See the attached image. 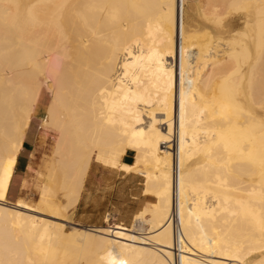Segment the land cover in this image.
<instances>
[{"label": "bare ground", "instance_id": "1", "mask_svg": "<svg viewBox=\"0 0 264 264\" xmlns=\"http://www.w3.org/2000/svg\"><path fill=\"white\" fill-rule=\"evenodd\" d=\"M44 85L48 173L9 203ZM92 163L141 177L129 227L73 224ZM222 261L264 264V0H0V264Z\"/></svg>", "mask_w": 264, "mask_h": 264}, {"label": "rangeland", "instance_id": "2", "mask_svg": "<svg viewBox=\"0 0 264 264\" xmlns=\"http://www.w3.org/2000/svg\"><path fill=\"white\" fill-rule=\"evenodd\" d=\"M199 1L202 2L203 0ZM232 20V24H236V21L234 22L235 19ZM43 91H45L43 99L37 109V112L35 113V117L32 121L31 128L25 142L27 152L25 154H20L22 161H20L16 167V184L20 178L26 179L29 182V184H26V186L29 185V188L28 192L25 194L27 203L30 201L32 203L35 202L39 195V189L43 185L45 177L48 173L52 157V145L55 141L52 131L43 130L42 128V121L45 120L46 117V114L43 115V113H45V107L48 101L47 97H49L48 91L45 89V85L43 86ZM92 165H95V163H92ZM27 166H30V171L27 170ZM141 183V177L134 179H119L111 187H108V190L112 188V190L108 191L109 193H112L109 203H104V207L101 210L97 207H88L84 211L81 209L76 211V209H74L71 214L72 216L70 215V217H72V222L83 226H103L105 225L104 218L108 214L110 222H123L125 225H130L129 221L132 215L139 210L142 204L145 205V203H143L145 202V199H143L145 197L141 195ZM20 196H22V192ZM147 205H149V203H147ZM60 223L67 225V228H65L68 230V224L64 222V220L60 219ZM140 229L143 231L144 227H135L134 231L140 232ZM124 233L130 236H137L130 232ZM128 243L133 244V242L130 241ZM211 260H213V258ZM218 262L221 261L218 260ZM222 262L225 264L234 263L228 261Z\"/></svg>", "mask_w": 264, "mask_h": 264}, {"label": "crops", "instance_id": "3", "mask_svg": "<svg viewBox=\"0 0 264 264\" xmlns=\"http://www.w3.org/2000/svg\"><path fill=\"white\" fill-rule=\"evenodd\" d=\"M26 152L27 151H26V147L24 144L23 150L21 151L20 154H22V153L25 154ZM123 157L121 158V164L122 165H131L133 163V156H132L131 152H127L125 155H123ZM31 158H32V155H31ZM20 161H22L21 156H18L17 165ZM27 170L30 171V166H27ZM123 172L124 171H121L118 169H110V168L104 167V166L97 164V163H95V165H91V167L87 173V176L85 178L83 189H82V192L80 194V198H79V200L76 204V207H75L76 211H78L79 209L84 211L88 207H97L101 210L104 207L103 206L104 203L105 204L109 203L110 196L112 194V193L108 192L109 190H112V188L108 190V187H111L119 179H129V178L134 179V178L140 177L137 174L126 173V172L123 173ZM15 181H16V170L14 172V175H13L11 182H10V185H9V189H8V193H7V199H6L7 202L14 203L19 199L20 200L24 199V201H26L27 198L25 197V194L28 192V188H29V185L26 186V184H29V182L23 178H20L19 181L17 182V184ZM23 184H24V186H23ZM21 191H22V196H20ZM96 204H97V206H96ZM142 205H144V204H142ZM107 215H106V217H107ZM133 215H132V217H133ZM108 217H109V215H108ZM132 217L130 218V221H131ZM104 220H105V218H104ZM130 221H129V224H130ZM110 223H113V222H110ZM118 223L120 225L129 226V225H125L123 222H114L113 224H118ZM73 224L83 227V225H80L78 223L73 222ZM104 224L105 225H103L101 227L107 226V223L104 222ZM89 226H95V225H89ZM84 227H87V226H84Z\"/></svg>", "mask_w": 264, "mask_h": 264}, {"label": "built area", "instance_id": "4", "mask_svg": "<svg viewBox=\"0 0 264 264\" xmlns=\"http://www.w3.org/2000/svg\"><path fill=\"white\" fill-rule=\"evenodd\" d=\"M171 223H172V226H173V232H174V237H175V245H177L178 242L180 241L181 237H182V233H181L180 225L178 223V219H177L176 215H173ZM177 255H178V253H177Z\"/></svg>", "mask_w": 264, "mask_h": 264}]
</instances>
